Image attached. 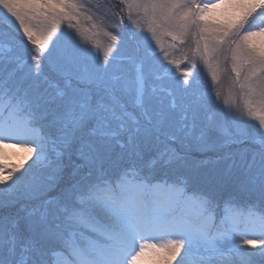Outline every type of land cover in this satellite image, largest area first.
<instances>
[{
	"label": "snow or ice",
	"instance_id": "snow-or-ice-1",
	"mask_svg": "<svg viewBox=\"0 0 264 264\" xmlns=\"http://www.w3.org/2000/svg\"><path fill=\"white\" fill-rule=\"evenodd\" d=\"M257 37L264 0H0V264H264Z\"/></svg>",
	"mask_w": 264,
	"mask_h": 264
},
{
	"label": "rangeland",
	"instance_id": "rangeland-1",
	"mask_svg": "<svg viewBox=\"0 0 264 264\" xmlns=\"http://www.w3.org/2000/svg\"><path fill=\"white\" fill-rule=\"evenodd\" d=\"M220 10H217L216 13L213 15H218ZM127 24V21L125 22ZM143 23V21H142ZM129 29L133 32H137V35H146V33H140L137 31L135 27L128 24L127 25ZM100 43H104L106 41V38L99 37L98 38ZM262 41H264V38L257 37L256 42L260 44ZM171 42L170 37H163L162 43L165 47L168 46V44ZM27 43V41H25ZM85 47L91 48V44L83 45ZM153 47L155 45L153 44ZM29 48H31V45H29ZM184 65H181V68H183ZM175 71V69H173ZM230 71V70H229ZM179 75V73H176ZM204 76L207 78L208 74L205 71ZM209 85L211 84L210 78H208ZM217 87L221 90L223 94H227L228 90L231 87V81L228 74H224L220 80V83L217 85ZM223 103V96L221 98V104ZM251 123V122H250ZM7 159L5 160V163L12 164V165H23V167L20 169L19 172L16 173V175H20L21 172H23L25 169H28L29 166L32 164L33 157H29L28 153L25 151H22L19 146L11 147L5 150ZM202 161H208L207 164L201 163ZM213 161H215V156L211 153L207 155H201L199 153L194 154L192 159V166L189 169L184 170V174L186 178L189 180L191 185L193 187H202L204 182L206 180H209L212 178L216 165H214ZM10 170V169H9ZM148 243H163V240H148ZM248 250H252L250 247ZM165 253L163 252H157L155 254L150 252H145L144 257L138 262V264H165ZM174 264V262H173Z\"/></svg>",
	"mask_w": 264,
	"mask_h": 264
}]
</instances>
